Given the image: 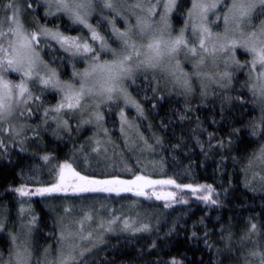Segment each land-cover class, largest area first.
<instances>
[{"label":"trees","instance_id":"obj_1","mask_svg":"<svg viewBox=\"0 0 264 264\" xmlns=\"http://www.w3.org/2000/svg\"><path fill=\"white\" fill-rule=\"evenodd\" d=\"M190 2L180 0L174 8L176 24L181 23ZM7 3L8 0H0V20L12 14L4 8ZM19 6L27 10V5L22 2ZM27 11L31 16L39 17L41 23L47 26L68 31L69 22L65 16H45L41 2L35 12ZM105 34L109 42H114L108 31ZM59 54L63 60H69L67 55ZM238 57L243 58L241 53H238ZM44 59L61 67L58 60L52 63L46 54ZM62 75L67 77L69 72L66 70ZM246 81L244 72H238L229 88L217 89L211 96L202 99L201 96L186 99L166 93L157 95L150 87L142 88L147 84L144 77H139L134 84L128 83L129 91L144 109L143 118L135 117L138 127L149 135L152 142L156 141L154 137L158 138L156 157L161 163L162 175H157V178L174 180L178 185L191 187H173L175 199L166 201L168 207L161 200L142 203L141 207L153 214L150 230L107 234L100 245L91 249L89 254H84L83 264H170L173 258L180 264H243L244 251L239 248L241 245L236 246L240 242V235H244L248 223H255L264 230V191L257 192L245 181L247 165L264 141V134H251V124L260 123L262 111L249 86H245ZM105 120L107 129H110L109 135L119 140L122 136L117 118L107 111ZM233 129L239 131L233 133ZM36 132L39 133L38 137ZM28 133L32 135H27V139L21 135L12 144L9 140L5 142L7 147L0 148V209L7 216V227L15 231L20 222L19 206L28 204L32 208L36 216L31 227L32 251L33 247L37 253L57 247L59 227L56 220L58 213L64 214L60 206L64 200H77L86 194L89 197L102 195L105 196V204L110 205L134 198L131 192L76 195L71 190L68 194L20 196L13 189L24 187L34 192L37 188L49 187L56 182V172L50 168L45 156L56 164L73 162L81 174L91 175L83 173L84 168L73 161L77 143H84L91 130L79 128L73 138L69 133L56 135L52 132L51 124L43 126L33 120V124L25 130V134ZM209 134H214V137L210 139ZM220 140L224 141L223 146L218 144ZM124 153L122 160L125 167H134L135 162L127 152ZM209 185L214 190L212 197L218 201L216 205L198 198L207 195V192L191 190ZM6 232V227L4 232H0V250L5 256L10 250ZM256 237L261 240L264 235ZM227 240L230 246L226 244Z\"/></svg>","mask_w":264,"mask_h":264},{"label":"snow or ice","instance_id":"obj_2","mask_svg":"<svg viewBox=\"0 0 264 264\" xmlns=\"http://www.w3.org/2000/svg\"><path fill=\"white\" fill-rule=\"evenodd\" d=\"M21 2L27 5V10L33 12L42 2L48 9L45 16L63 13L68 16L72 24L80 25L82 29H87L88 32L83 35H64L59 30L53 31L41 26H37L29 32L23 22L24 9L19 6ZM160 2L161 0H135L131 5L132 12L135 13L139 10L147 13V15L136 17L134 29L129 26L121 31L115 26V17L110 19L108 16H101L96 21L95 26L89 22V17L96 8L109 9L116 16H119L120 13L117 11L114 0H8L4 8L10 11L12 15H5V18L0 20V148L7 147L2 138L5 132L9 134L8 138L13 139L14 142L16 137L23 134L25 126L13 125L11 121L14 118L35 115L43 107L41 97L45 90L54 91L60 96L54 107L43 110L44 119L42 123L48 124L49 120L54 121V134L61 131L72 132L70 120L77 117H79L77 127L81 124L93 123V120L99 125L103 119L99 112L101 104L115 101L121 97L134 104L140 114L143 115L140 104L132 100L129 95L128 85L125 82L131 81L134 84L135 75L138 71L159 68L165 61L170 63L176 60V67L178 68L177 57L181 52L185 56L191 54L193 57H199V63L204 62L206 58L204 54L215 58L217 54L227 53L228 58L225 60V67L235 65L237 69H246L249 73V80L245 82V86H249V81H251L250 90L253 95L264 102V19H262L264 17V0H192L193 11L189 12V22L175 36L171 32L168 17L180 0H167L163 4L164 15L160 16V20L156 22L157 26L154 27L152 23H149V20L152 16L158 15L156 8ZM52 9H55V12ZM209 13L214 19H209ZM253 19L258 20L259 23L254 24ZM220 21L226 27L223 34L216 33L214 37L210 25ZM105 24L111 26L112 36L118 41L115 48L110 45L106 34H101L97 30ZM228 25L233 27H228ZM189 26L191 27L192 39L185 36V31L188 30ZM247 28H251L252 31L246 32L245 29ZM107 31L106 28L105 33ZM236 33L239 35L236 36ZM48 38L56 40L63 51L69 53L71 57L82 60L85 64L83 70L75 69L74 66V71L68 80H61L55 69L49 71L47 78L41 77L39 74L34 78L33 71L39 60L37 48L41 43H47ZM238 50H242L244 54L250 56V60L246 59L241 63L236 59ZM109 54L110 58H105ZM9 73H17L20 82L14 83L12 79L8 78ZM172 75L175 77V73ZM232 79L233 72L224 71L216 83L221 88H228ZM28 81L33 82L31 87ZM175 82L185 90V93H191L192 86L189 80L181 81L180 77H176ZM261 111L260 123L251 124L252 135L264 134V103H262ZM85 113L89 114V119H83ZM121 115L123 116V112ZM125 122L127 123V121ZM238 131L239 129H233V133ZM35 134L37 137L39 136L38 132ZM209 137L212 139L214 134H209ZM218 144L223 146L224 141L220 140ZM94 151H98V149H94ZM44 159L48 160L49 158L45 156ZM254 159L264 163V146L255 154ZM164 184L175 185L177 188L181 187L174 180H152L142 175H137L131 180H124L119 177L96 179L82 175L72 167L71 163H65L59 165L56 182L51 186L37 188L34 192H29L24 187L13 189V191L18 192L20 196L68 194L69 190L76 195L96 192L119 195L121 192H133L135 189L136 196H147L145 189H154L156 185ZM186 187L190 188L191 186ZM191 190L193 192L203 190L208 194L198 197L199 199L212 205L218 203L212 197L214 190L210 185L203 189L192 188ZM152 195L157 200L175 199L174 193L161 195L153 191ZM165 206L168 207L169 205L166 204ZM25 211L21 207L20 212L24 213ZM85 219H91V217L86 216ZM34 221L35 217L33 216L32 220L29 221L28 237L31 236V224ZM124 225L126 229L131 227L127 220L124 221ZM149 230L148 224H142L134 229L136 232ZM4 231L5 218L0 212V232ZM253 235H264V230L255 223L250 224L248 231L241 237V245L243 246L250 241ZM9 236L15 247L10 249L7 261L3 258V252L0 251V264H32L27 240L25 247L21 248L16 243L18 237L12 234ZM73 239L74 234L72 232L67 234L64 231L61 232L57 241L61 245V249L56 264H83L84 252L78 254V259L75 254L76 246L71 243ZM80 239H87V237L81 236ZM66 242H69L67 252L64 250ZM255 243L257 247L250 250L247 256L243 258V264H253V260H258V264H264V248L259 247L258 241ZM36 264H39V261ZM170 264H180V261L173 258Z\"/></svg>","mask_w":264,"mask_h":264},{"label":"rangeland","instance_id":"obj_3","mask_svg":"<svg viewBox=\"0 0 264 264\" xmlns=\"http://www.w3.org/2000/svg\"><path fill=\"white\" fill-rule=\"evenodd\" d=\"M134 2L135 0H114V3L117 6V11H119L120 13L119 16H116L115 13L109 9L96 8L89 17V22L95 26L96 21L100 19L101 16H108L110 19L115 17V26L117 28H120L121 31H124L129 26H132L134 29L136 23V17L137 16L143 17L147 15V13L140 12L139 10L133 13L131 10V5ZM166 2L167 0H161L160 5L156 8L158 15L152 16L149 20V23H152L154 27L157 26L156 22L160 20V16L164 15L163 4ZM191 4H192V0L180 24H176L174 22L173 19L174 9L169 13L168 22L171 25V32L173 36L178 35L180 30L185 27V24L189 22V12L193 11ZM42 7H43V13L48 11V9L43 3H42ZM52 11L55 12V9H52ZM55 15L65 16V18L69 22L67 32L63 31L59 27L47 26L46 24L41 23L42 21L39 19V17H36L34 15L31 16L30 14H28V11L26 9H24V13H23V22L25 28L27 26L26 29L29 32L33 31L37 26H41L51 29L53 31L59 30L64 35L87 34L88 32L87 29H82V26L72 24V22L70 21L67 15L63 13H56ZM50 16L52 15H47V17ZM209 19L210 20L214 19L211 13H209ZM262 19H264V17H262ZM253 23L258 24L259 21L253 19ZM210 27L212 28V32L215 37L216 33L223 34L226 25L222 21H220L217 22V24H211ZM228 27H233V26L228 25ZM106 28L108 29V32L111 34L110 39H113L114 41L109 43L112 47L115 48L118 44V41H116L115 37L112 36V33L110 31L111 26L105 24L102 25V27L98 28L97 30L100 31L101 34H105ZM79 29H82V31H79ZM245 31L250 32L252 31V29L247 28L245 29ZM238 35L239 33H236V36ZM185 36L188 37L189 39H192L190 26L188 30L185 31ZM106 38L108 37L106 36ZM37 51L39 52V60L37 61V66L33 71L34 78L37 74H39V76L41 77L47 78L49 71L51 69H55L59 74L61 80H68L71 78V74L74 71V66L75 69L78 70H83V67H85V64L82 60H80L79 58L71 57L69 53L63 51V49L60 47L59 43H57L56 40H52L51 38L47 39V43H41L38 46ZM59 52H62L63 54L67 55L69 57V60L68 61L63 60V57L59 54ZM238 53H241L243 58H239ZM44 54L48 55L49 57L48 60H50L52 63H57L56 60H58L61 63V67L58 68L57 65L55 66L51 63H48L44 59ZM204 55L206 57L204 62L199 63V57H193L191 56V54L185 56L184 53L181 52L180 55L177 57V60L179 61L178 68L176 67V62H177L176 60H173L170 63L165 61L159 68L149 69L147 71H143V70L138 71L135 75V81L139 77H144L145 81H147L146 82L147 84L143 83L144 86L142 88L146 89V87H150L152 91H154L157 95H162L166 93L169 95H177L180 97H184L186 99H195V96H201L202 99L204 97L211 96L214 92H216L217 89H222V90L227 89V88L219 87V84L216 83V81H219L220 74L224 71L233 72V77L238 72H244L247 81L249 80V73L246 69H237L235 65H230L227 68L225 67V60H227L228 58L227 53L217 54L215 58L207 54ZM105 58H110V54ZM250 58L251 57L244 54L242 50L237 51L236 59H238L241 63H243L246 59L250 60ZM66 70L69 72V76L64 77L62 75V72ZM172 73H175V77L172 75ZM184 74L187 75L185 76ZM176 77H180L181 81H183L184 79L190 81L192 86L191 93H185V90L178 83L175 82ZM8 78L12 79L14 83L20 82V78L17 73H9ZM129 82L131 81H126L125 83L128 85ZM28 83L31 87L33 82L28 81ZM141 84L142 83L138 85ZM39 87H42V85H39ZM250 87H251V81H249V88ZM127 91L131 96L132 100L140 104L144 113V109L141 103L131 94V92L129 91V87ZM34 94H38V93H34ZM254 97L257 100L259 109L261 111L262 103L264 102H262L257 96ZM59 99L60 96L56 92L51 90H45L44 95L41 97V103L43 107H41L36 112L35 115L25 118H14L11 121V123L17 126L24 125L25 130L27 129V126H31L33 124V120H35L36 123L43 124L42 120L44 119L43 117L44 108L54 107L56 103L59 101ZM107 111L110 114L114 115L119 122V133L121 134L120 136H122L120 137L119 140H116L111 134L109 135L108 133L110 132V129L109 128L107 129V124L105 120ZM99 112L103 116V119L99 122V125L95 122V120H93V123L81 124L79 127H77V121L79 117L70 120V124L73 128V131L70 132L69 134L73 135V138H75L74 133L79 132V128L80 129L88 128L89 130L92 131V133L89 134L88 138L84 141V143H79V144L77 143L76 146L77 150L75 156L73 157V161L77 162L80 168L83 167L85 171H89L90 173H92L91 175H87V176L96 179H110L113 177H119L120 179L131 180L134 179L135 176L137 175H142L152 180H162V178H157L158 177L157 175H162L161 174L162 166L156 161L158 160L156 157L158 151L156 148V144L158 143V138L154 137L156 141L152 142L149 139V135L144 134L140 130L135 120V117L143 118V115L140 114V112L137 110L135 105L128 101H125L124 98L121 97L119 99H116L115 101H109L105 104H101L99 108ZM121 112H123V116L121 115ZM89 118H90L89 114L85 113L83 119H89ZM125 121H127V123ZM48 124L52 125V132H53V129L55 128V122L49 120ZM25 130L22 134L23 139L27 137V135L29 137L30 135H32L31 133L25 134ZM61 133H65V132L61 131L56 135H60ZM8 136L9 134L5 132L2 138L4 139V142H9L10 140V144H12L13 139H9ZM28 140H31V138H29ZM262 146H264V141L255 151L254 155L250 160L251 163L250 162L248 163L245 171L246 183L250 188H253L257 192L264 191V163H260L259 161H256L254 159V156L255 154L258 153L259 149ZM94 149H98V151H94ZM124 152H127L131 160L135 162V164H133L134 167L130 169L125 167L122 160L125 155ZM47 157L49 158V156ZM46 161L49 162L50 168L52 170H55L56 179L59 172V165H63L65 163H71L72 167L76 171H78L77 170L78 166H76V164H73V162H64V163L56 164L55 162H53L51 158H49ZM127 161L129 162V160ZM45 164L47 163L45 162ZM126 172L128 173L131 172V173L127 174ZM180 186L181 188H186V185H180ZM173 187L176 188L175 185L172 186L168 184L156 185L154 189L150 188L146 190L148 191L147 196H136L135 191L131 193L129 192L134 196L133 199L129 201L119 200L116 201V203L111 201L112 203L110 205L105 204V196L102 195L89 197V194H86L85 196L80 197L77 200H71V199L64 200L62 203H60L62 210H64V214L61 215L60 213H58L56 220V224H58L59 227L58 236L60 237L62 231H64L65 234H67L68 232H72L74 234V239L71 241V243L76 246L75 254L79 259L78 254L80 252H84V254L86 255L89 254L91 252V249H93L97 245H100L105 240L107 234L121 233V232L139 233L134 231V229L136 227L141 226L142 224H148L150 229L151 227L150 224L153 222V220L151 222V218L153 214L152 213L150 214L149 212L145 211L141 207V204L142 203L150 204L153 203L154 201H158L155 198V196L152 195L153 191L161 195H166L167 193H175ZM107 194H111V193H107ZM149 200L150 202H144ZM167 200H171V199H167ZM167 200L161 199V201L164 202L165 204H167L166 203ZM21 207H23L26 210L24 213L20 212ZM0 212H2L6 220L7 216L4 215L3 209H0ZM33 216L35 217V221H36V216L34 215L32 208H30L28 204H21L18 208V219L20 222H18L19 225L17 229H15V231H11L12 229L8 228L7 223H5V227L7 228L6 241L10 243V249H13L15 247V244H13L9 234L18 237L16 243L19 244L21 248L25 247V241L27 240L29 250L32 256V264H36L37 261H39V264H56L61 249V245L58 242L56 248L52 249L51 251L50 248H47L45 252L41 250L40 253H37L34 247L32 251L30 247L31 236L30 237L27 236V231H28L29 221L32 220ZM86 216H90L91 219H85ZM126 220L131 225V227L128 229H126L124 225V221ZM81 222H82V227H81ZM34 223L31 224V227L34 225ZM250 224L252 223H248L247 225L250 226ZM101 225H103V227H101ZM249 226L245 229L246 232L248 231ZM81 236L87 237V239H80ZM241 237L242 235H240V242H238L236 246L241 245ZM257 241L259 242V247L264 248V237H262L261 240H258L256 235H253L250 241H248L243 246L241 245V247H239L241 250L244 251L243 254L244 257L247 256L250 250H253L254 248L257 247L255 243ZM227 243L228 240L226 244ZM227 245L230 246V244ZM68 248H69V242H66L64 245L65 252H67ZM3 258L5 261H7L9 259V253L6 256L3 253ZM249 259L252 258L249 257ZM253 264H258V260H253Z\"/></svg>","mask_w":264,"mask_h":264},{"label":"bare ground","instance_id":"obj_4","mask_svg":"<svg viewBox=\"0 0 264 264\" xmlns=\"http://www.w3.org/2000/svg\"><path fill=\"white\" fill-rule=\"evenodd\" d=\"M159 164H161L160 162H159V160H156ZM83 173H86V174H92V173H90L89 171H85V170H83L82 171Z\"/></svg>","mask_w":264,"mask_h":264}]
</instances>
